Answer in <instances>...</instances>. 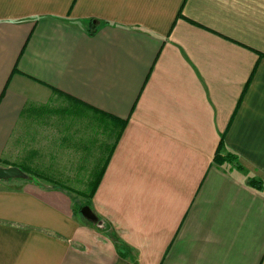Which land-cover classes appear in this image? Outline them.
<instances>
[{"label":"crops","instance_id":"1","mask_svg":"<svg viewBox=\"0 0 264 264\" xmlns=\"http://www.w3.org/2000/svg\"><path fill=\"white\" fill-rule=\"evenodd\" d=\"M0 167V264H264V0H0Z\"/></svg>","mask_w":264,"mask_h":264},{"label":"trees","instance_id":"2","mask_svg":"<svg viewBox=\"0 0 264 264\" xmlns=\"http://www.w3.org/2000/svg\"><path fill=\"white\" fill-rule=\"evenodd\" d=\"M54 92H55L56 94H62V93H60V92L57 91V90H55ZM66 96H67V95H66ZM67 98H68L71 102H77V101H76L74 98H72V97L67 96ZM96 112H98V111H96ZM101 116L105 117L106 114H102V113H101ZM222 147H223V139H222V141H221V143H220V148H219V150H218V152H217L216 161H219V162L222 163V164H224L225 162H228V161L233 162L234 157H232V156H224V157H223V155H221V154H222ZM104 172H105V171H104V169H103L102 172L96 176V178H95L94 181H93V185H92V188H91V189H87V190H74V191L71 190V192H74V193L77 194V195L79 194L81 197H85V198H87V203L84 204V205H89V206H90L91 198H93V196H94V194H95V192H96L98 186L100 185L101 179H102V177L104 176ZM29 174H30V173H29ZM29 174H28V175H29ZM30 176H31L32 179H34V180H36V181H37V180H41V181H43V182H51V183L58 181V180L55 181V180H54V179H55L54 177H52V176H50V175H48V174H46V173H44V172H42V171H40V170L32 172V174H30ZM84 205H81V206H79V207H75V211H76V213L81 214V209H82V207H83Z\"/></svg>","mask_w":264,"mask_h":264},{"label":"water","instance_id":"3","mask_svg":"<svg viewBox=\"0 0 264 264\" xmlns=\"http://www.w3.org/2000/svg\"><path fill=\"white\" fill-rule=\"evenodd\" d=\"M30 179V176L18 167H0V180ZM81 215L87 220L98 223L99 218L89 205L83 206Z\"/></svg>","mask_w":264,"mask_h":264},{"label":"rangeland","instance_id":"4","mask_svg":"<svg viewBox=\"0 0 264 264\" xmlns=\"http://www.w3.org/2000/svg\"><path fill=\"white\" fill-rule=\"evenodd\" d=\"M52 169H53V168H52ZM75 197H76V196H75ZM78 197L80 198V200L82 199L80 195H78ZM76 198H77V197H76ZM77 204H78L77 207L81 206V205H80L81 202L79 203V202L77 201Z\"/></svg>","mask_w":264,"mask_h":264}]
</instances>
